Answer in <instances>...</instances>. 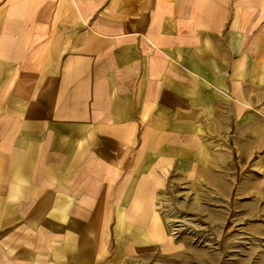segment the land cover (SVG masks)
Returning a JSON list of instances; mask_svg holds the SVG:
<instances>
[{
    "label": "crops",
    "instance_id": "obj_1",
    "mask_svg": "<svg viewBox=\"0 0 264 264\" xmlns=\"http://www.w3.org/2000/svg\"><path fill=\"white\" fill-rule=\"evenodd\" d=\"M229 188L264 221V0H0V264H164Z\"/></svg>",
    "mask_w": 264,
    "mask_h": 264
},
{
    "label": "rangeland",
    "instance_id": "obj_2",
    "mask_svg": "<svg viewBox=\"0 0 264 264\" xmlns=\"http://www.w3.org/2000/svg\"><path fill=\"white\" fill-rule=\"evenodd\" d=\"M223 195L209 194L208 199H201V205L190 209L179 204L195 196L185 191L181 198H175V203L161 204V212L167 215L170 241L176 245V250L161 254L162 260L154 261L164 264H264V221L245 219L247 206L242 204L243 199L237 198L235 188L231 194L229 188ZM209 209L221 211L218 232L207 219ZM201 253L207 254L204 257Z\"/></svg>",
    "mask_w": 264,
    "mask_h": 264
}]
</instances>
